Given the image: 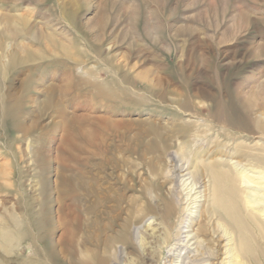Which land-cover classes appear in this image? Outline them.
I'll return each mask as SVG.
<instances>
[{"label":"rangeland","instance_id":"374dc122","mask_svg":"<svg viewBox=\"0 0 264 264\" xmlns=\"http://www.w3.org/2000/svg\"><path fill=\"white\" fill-rule=\"evenodd\" d=\"M76 5L79 26L55 0H0V11L30 22L17 36L0 35V57L10 64L0 72V98L11 105L7 93L21 97L17 106H0V226L12 212L19 225L29 221L17 227L25 233L18 247L0 249V261L19 264L33 254L31 242L51 241L55 257L40 251L31 264H222L229 242L218 215L208 214L214 189L207 166L235 156L240 143L264 144V0ZM44 13L67 24L71 57L50 41ZM63 116L71 132L64 144ZM188 164L203 192L197 204L179 170ZM169 197L179 202L173 236L185 226L190 248L163 237ZM245 221L255 247L243 256L264 264V240Z\"/></svg>","mask_w":264,"mask_h":264},{"label":"bare ground","instance_id":"6f19581e","mask_svg":"<svg viewBox=\"0 0 264 264\" xmlns=\"http://www.w3.org/2000/svg\"><path fill=\"white\" fill-rule=\"evenodd\" d=\"M15 1V0H14ZM20 1V0H17ZM30 1H36V0H30ZM58 1L59 7L62 11L63 16H67L71 20V25H80L81 19L76 15V12H74L75 7L77 6L76 4L78 3L79 0H55ZM33 3V2H32ZM4 4V3H3ZM51 6V5H50ZM15 9V8H14ZM28 8L25 7V12H28ZM12 11V10H11ZM40 11V10H38ZM45 11V10H44ZM47 12V11H46ZM42 13V12H41ZM44 19L45 21L43 22V25L45 26L48 31H50L49 35H47L52 41L53 44H59L62 52L65 55H69L71 57L72 45H74V37L72 34L69 32V28L66 25H62L59 20H55L53 16L48 17L46 16L47 14L44 13ZM25 15H17L15 13H11L10 10L6 11H0V35L5 37V38H11L14 36H17L18 33L23 32V29H26L25 27L30 24L28 19L24 17ZM61 18V17H60ZM65 20V19H64ZM12 22L13 25L14 23L19 24L21 28L18 27H13L12 28ZM29 22V23H28ZM68 22V21H67ZM40 23V22H39ZM85 23V22H84ZM15 24V25H16ZM39 25V24H38ZM42 25V24H41ZM89 23H86V25H81L82 28L87 27ZM96 25V24H95ZM31 27V26H30ZM39 29H42V26H38ZM37 29V28H35ZM34 29V31H35ZM73 29V28H72ZM28 30V29H27ZM88 30V29H87ZM32 33V31H31ZM28 34V33H27ZM22 35V34H19ZM29 35V34H28ZM44 35V34H43ZM92 36V35H91ZM31 37V36H30ZM24 40V39H22ZM5 42V41H4ZM19 42V41H18ZM47 42V41H46ZM58 42V43H57ZM45 43V42H44ZM48 43V42H47ZM5 44V43H4ZM12 44V43H11ZM91 45V44H90ZM48 46V45H47ZM71 46V47H69ZM7 47V46H6ZM14 47V46H13ZM12 47V48H13ZM22 47L21 43L16 46V48ZM74 47V46H73ZM92 47V46H91ZM37 48V47H36ZM93 48V47H92ZM7 51L9 50L7 48L2 47V51ZM74 50V48H73ZM10 51V50H9ZM8 52V51H7ZM34 53V52H33ZM3 55V54H2ZM5 55V54H4ZM7 55V54H6ZM9 55V54H8ZM12 55V54H11ZM10 55V56H11ZM5 57V56H4ZM32 57V56H31ZM7 58V56H6ZM34 58V57H33ZM26 60V59H25ZM34 60V59H33ZM68 60V59H67ZM6 62V60H5ZM13 62V61H11ZM26 62V61H25ZM10 64H6L2 61L0 57V72L1 70L6 72L7 67H9ZM47 67V66H46ZM62 67V66H61ZM39 69V68H38ZM3 72V74H4ZM34 72V71H33ZM86 72V71H85ZM7 73V72H6ZM31 73V72H30ZM40 73V72H39ZM51 74V73H50ZM72 74V73H71ZM53 75V74H52ZM71 76L69 74L68 78L65 80L68 81V85H65L66 88L69 89V83L71 79ZM31 77V76H30ZM2 78V76H1ZM0 78V79H1ZM6 78V74H5ZM25 79V78H24ZM5 80V79H4ZM21 80V79H20ZM32 80V79H31ZM28 81V80H27ZM33 81V80H32ZM65 82V81H64ZM119 82V81H118ZM98 83V82H97ZM103 84V83H102ZM29 85V82H28ZM1 86V83H0ZM28 87V86H27ZM49 89L55 88L54 86H49ZM33 88V87H32ZM1 89V88H0ZM7 89V88H6ZM29 89V88H28ZM38 89V88H37ZM23 90V89H22ZM35 90V89H34ZM2 91V90H1ZM12 91H14L12 89ZM26 91V90H25ZM46 91V90H45ZM135 92V91H134ZM6 93V92H5ZM125 93V92H124ZM108 94V93H107ZM2 95V94H1ZM114 96V95H113ZM60 97V96H59ZM7 98H9V101H11V105L7 104L4 102L2 98H0V106L3 108V110L9 109V107L12 106H17L19 105L21 101V97H16L13 93H7ZM6 98V99H7ZM48 98V97H47ZM29 99V97L27 98ZM7 101V100H6ZM26 102V101H25ZM10 103V102H9ZM28 103V102H27ZM13 110V109H12ZM64 110V109H63ZM67 111V110H66ZM11 112V111H10ZM18 112V111H17ZM22 112V111H21ZM6 113V112H5ZM57 113V112H56ZM68 113V112H66ZM55 114V113H54ZM4 115V114H3ZM21 115V114H20ZM59 115V114H58ZM62 115V114H61ZM95 115V114H94ZM1 116V115H0ZM7 116V115H6ZM67 116V115H66ZM92 116V115H91ZM264 116V115H263ZM60 117V116H59ZM64 117V116H63ZM70 117V115H69ZM68 117V118H69ZM82 117V116H81ZM93 117V116H92ZM95 117V116H94ZM1 118V117H0ZM3 118V117H2ZM22 118V117H21ZM65 118V117H64ZM96 118V117H95ZM6 119V117H5ZM57 119V118H56ZM259 119V118H258ZM63 120V119H62ZM66 120V121H65ZM69 120V119H68ZM67 117L63 120L64 122V130L63 134L61 136V140L64 143H66L68 140L69 131L68 125H67ZM72 120V119H71ZM70 120V121H71ZM55 121V120H54ZM7 122V121H6ZM263 122V120H262ZM261 122V123H262ZM19 123V122H18ZM38 123V122H37ZM59 123V122H58ZM73 123V122H72ZM71 123V124H72ZM23 124V123H22ZM143 124V123H142ZM37 125V124H36ZM35 125V126H36ZM57 125V124H56ZM153 125V124H152ZM151 125V126H152ZM259 125V123H257ZM34 126V127H35ZM41 126V125H40ZM141 126V125H140ZM150 126V127H151ZM260 126V125H259ZM19 127V126H18ZM33 127V126H32ZM56 127V126H55ZM62 128V129H63ZM154 128V127H151ZM194 128V127H193ZM40 129V128H39ZM262 129V127H261ZM153 131V130H152ZM188 131V130H187ZM20 133V132H19ZM191 135V134H190ZM28 137V136H27ZM37 142V141H36ZM195 142V141H194ZM156 143V142H155ZM183 143V142H182ZM41 144V142H40ZM62 144V145H63ZM157 144V143H156ZM239 144V143H238ZM181 145V144H180ZM249 145V144H248ZM248 145H243L240 143L238 146L239 148L236 149L233 153H236L235 156L227 157L225 159H216L214 163L211 165L207 166V170L212 178V185L213 186V195H212V205L214 206V210L208 211V214L211 217H214L215 215L217 216V221L221 223L222 229H224V234L225 236L227 235L228 237V248L225 252L226 257L225 261L222 262V264H249L248 261L246 260V257L243 256L244 254L252 255L253 253V247L252 245L254 243L251 242V240L244 235V231L249 232V228L247 227V222L245 219H247L249 222L253 223V225L256 228V232H258V235L264 240V144L258 143L255 144L254 146L248 147ZM41 146V145H40ZM175 146V145H173ZM179 147V146H178ZM42 148V147H41ZM182 148V147H181ZM186 149V148H185ZM26 151V150H25ZM180 151V150H179ZM185 153V152H184ZM187 153V152H186ZM200 153V152H199ZM198 155V154H197ZM242 158V160H241ZM202 162L205 161L204 156L200 155L198 157ZM250 162L251 165L246 166L242 164V161ZM194 160V159H193ZM9 162V161H8ZM247 162V163H248ZM187 165V164H186ZM195 166H200L201 165H195ZM2 167V166H1ZM7 167V166H6ZM202 167V166H201ZM178 169V167H176ZM185 166L179 167L180 172H183V177L188 176L185 179V186L186 189L189 188L188 197L192 198L191 201H193V204H197L199 198V193L201 191L197 192L196 191V183L194 182V176L193 172L191 171L190 166L185 168ZM194 168V167H193ZM197 168V167H196ZM198 168V169H199ZM203 168V167H202ZM201 168V169H202ZM4 169V167H3ZM196 169V170H198ZM1 170V169H0ZM8 170V169H7ZM7 170H5L7 172ZM11 170V169H10ZM3 171V170H2ZM9 171V170H8ZM12 171V170H11ZM203 171V170H201ZM199 171V172H201ZM185 172V173H184ZM3 174V172H0V174ZM4 175V174H3ZM199 175V174H198ZM209 176V177H210ZM21 177V176H20ZM23 177V176H22ZM3 178H6L3 177ZM25 178V177H24ZM11 180V179H10ZM175 180V179H174ZM9 181V180H8ZM7 181V182H8ZM6 182V181H5ZM23 182V180H20V184ZM72 183V182H71ZM9 184V182H8ZM43 184V189H47L48 185H50V182L48 180H44L42 182ZM224 184H227V192H224L222 189L224 188ZM11 185V183H10ZM91 185V184H90ZM81 186V185H80ZM88 186V185H87ZM93 186V185H92ZM91 186V189L89 190L90 193H96L94 187ZM103 187V186H102ZM105 188V187H104ZM103 188V189H104ZM67 190H70L69 188ZM106 190V189H105ZM43 191V190H42ZM99 191V190H98ZM146 191V190H145ZM144 191V192H145ZM89 193V194H90ZM171 193V192H170ZM203 193V192H202ZM201 193V194H202ZM104 194V193H103ZM21 195V194H20ZM227 195V196H226ZM104 196V195H103ZM146 196V195H145ZM171 196V194H170ZM176 196V195H175ZM205 195H203L204 197ZM25 197V196H24ZM226 197V198H225ZM23 198V197H22ZM21 198V199H22ZM106 199V198H105ZM104 200V199H103ZM204 200V199H203ZM43 201V200H42ZM106 201V200H105ZM12 202V201H11ZM21 202V201H20ZM99 202V200H98ZM47 207H48V217L50 218V206H48V201ZM178 197L172 198L169 197L167 200H165L164 203V212L162 215L163 218V224L166 226V229L163 233V237L165 239H169L171 237L174 238L178 243L179 242H186L184 245L185 247L190 248V242L192 240L191 233L189 230H182V228H185V226H182V228H179L174 234L172 233V230L175 228L173 224L177 223L175 222V215L178 211ZM192 203V202H191ZM22 204V203H21ZM101 204V203H100ZM43 205V204H41ZM97 205V204H96ZM211 205V204H210ZM28 206V205H27ZM99 206V205H98ZM34 207V206H33ZM32 207V208H33ZM95 207V206H94ZM29 208V206L27 207ZM31 208V209H32ZM149 209V208H148ZM152 209V208H151ZM12 212V211H11ZM143 212V211H142ZM27 213V212H26ZM29 213V212H28ZM15 214V212H14ZM13 212L10 214V221L7 224V226H0V249H2L4 252L8 253V249H14V247H18V243H20L23 238L25 237V233H20L18 232L19 229L17 228L18 226H25L19 225V218L14 215ZM33 214V213H32ZM34 215V214H33ZM1 216V215H0ZM25 216V215H24ZM29 216L27 215L26 217L29 220ZM38 216V215H37ZM2 217V216H1ZM216 217V216H215ZM25 218V217H24ZM245 218V219H244ZM7 219V218H5ZM4 219V221H5ZM32 220V218H30ZM41 219V218H40ZM39 222V219H37ZM27 223L29 221H26ZM25 222V223H26ZM35 222V221H33ZM31 222V223H33ZM42 222V221H41ZM39 222V223H41ZM1 223V222H0ZM30 223V224H31ZM219 223V224H220ZM184 224V219H181L180 222H178V227ZM250 224V223H249ZM6 225V224H5ZM29 225V224H28ZM34 225V223H33ZM37 225V224H36ZM35 226V225H34ZM30 227V226H29ZM188 227V226H187ZM35 228V227H34ZM32 229V228H31ZM24 232V229H22ZM27 230V227L25 228ZM244 230V231H243ZM26 232V231H25ZM29 232V231H28ZM33 232V231H32ZM184 233H188L185 236H183ZM27 234V233H26ZM30 234V232H29ZM129 234V233H128ZM126 234V236L128 235ZM162 234V233H161ZM39 237V235H37ZM125 236V235H124ZM37 237V238H38ZM195 237V236H194ZM29 238V237H27ZM184 238V239H182ZM32 239V238H31ZM129 239V237H127ZM164 239V240H165ZM35 240V239H34ZM40 240V239H38ZM31 241V240H30ZM38 243V242H37ZM164 243V242H163ZM16 244V245H15ZM31 247L33 248V254L28 257L27 259L21 261L19 264H31L33 262V258L35 255H39L40 251H42L44 254H48L47 256H54V245L52 244L51 241H47L44 247H39L38 245H34L33 242L30 243ZM175 245V244H174ZM172 246L170 249V252L173 251V249L176 246ZM183 245V246H184ZM182 246V245H181ZM254 246V245H253ZM255 247V246H254ZM257 249V248H256ZM255 249V250H256ZM258 250V249H257ZM201 251V248H200ZM261 251L264 253V244L261 247ZM11 252V251H10ZM85 254V253H84ZM204 254V252H203ZM3 255V254H1ZM41 255V254H40ZM250 255V256H251ZM85 256V255H84ZM170 256V255H169ZM1 257V256H0ZM39 257V256H38ZM37 257V258H38ZM207 257V256H206ZM210 259L212 258L210 255L208 256ZM41 258V257H40ZM88 258V257H86ZM180 258V257H179ZM249 258V257H248ZM253 258V257H250ZM46 259V258H45ZM41 260V259H40ZM83 260V259H82ZM86 260V259H85ZM88 260V259H87ZM174 260V259H173ZM172 260V261H173ZM253 260V259H252ZM42 261V260H41ZM45 261V260H43ZM87 262V261H85ZM84 262V263H85ZM89 262V261H88ZM87 262V264H88ZM4 262L0 261V264H3ZM40 263V262H37ZM256 263V262H255ZM5 264V263H4ZM208 264V263H206ZM210 264V263H209ZM254 264V263H253Z\"/></svg>","mask_w":264,"mask_h":264}]
</instances>
